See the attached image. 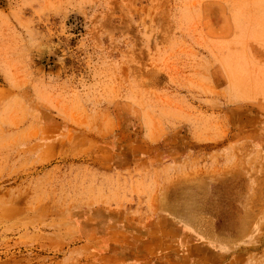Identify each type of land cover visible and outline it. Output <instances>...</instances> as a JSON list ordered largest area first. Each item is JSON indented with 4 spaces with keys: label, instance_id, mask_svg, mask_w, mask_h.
Instances as JSON below:
<instances>
[{
    "label": "rangeland",
    "instance_id": "1",
    "mask_svg": "<svg viewBox=\"0 0 264 264\" xmlns=\"http://www.w3.org/2000/svg\"><path fill=\"white\" fill-rule=\"evenodd\" d=\"M0 264H264V0H0Z\"/></svg>",
    "mask_w": 264,
    "mask_h": 264
}]
</instances>
